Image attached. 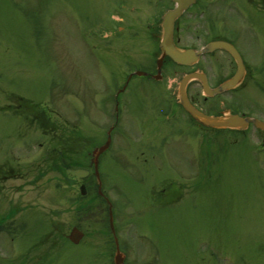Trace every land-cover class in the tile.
Returning a JSON list of instances; mask_svg holds the SVG:
<instances>
[{
	"label": "rangeland",
	"instance_id": "1",
	"mask_svg": "<svg viewBox=\"0 0 264 264\" xmlns=\"http://www.w3.org/2000/svg\"><path fill=\"white\" fill-rule=\"evenodd\" d=\"M120 1L0 0V164L23 167V178L13 177L0 186V264H115L107 211L97 199L95 184L87 197L78 191L82 182L91 181L90 143L84 137L90 129L86 103L99 108L105 97H112L119 79L117 64L104 51L108 41L103 24ZM126 1L129 7L142 2ZM156 3L147 1L145 15H139L142 28L134 47L136 56L151 50L144 23L150 11H162V3ZM244 9L245 18L235 14L228 32L249 30L254 13L246 5ZM245 92L249 110L264 119V91L257 96L252 90ZM12 94L38 101L33 113L41 110L52 116L56 109L61 116L54 119L61 125L66 118L74 119L67 121L76 122L77 138L75 125L63 129L74 138L76 146L72 142L71 147L76 153L68 143H50L39 128L29 126L34 114H28V109L21 116L9 110L5 105ZM103 112L105 106L93 112L94 118ZM234 137L238 141L224 147L211 141L203 147L190 127L183 147L189 161L183 160L181 166L192 171L188 186L193 191L188 189L179 202L171 201L167 190L156 198L164 204L152 203L148 191L127 179L108 157V177L128 189L117 196L129 210L114 211L122 228L119 240L127 253L126 264H264V144L259 141L264 133L251 127L219 139L228 142ZM197 158L203 166L200 172L190 163ZM153 167L157 183L172 173L167 160ZM70 177L78 183L75 192L66 186ZM135 203L140 210L131 209ZM11 205L17 210L5 216ZM74 224L88 232L78 244L66 238ZM36 241L44 243L28 250Z\"/></svg>",
	"mask_w": 264,
	"mask_h": 264
},
{
	"label": "flooded vegetation",
	"instance_id": "2",
	"mask_svg": "<svg viewBox=\"0 0 264 264\" xmlns=\"http://www.w3.org/2000/svg\"><path fill=\"white\" fill-rule=\"evenodd\" d=\"M147 1L150 0H142L141 4L129 7L126 0H121L116 7L118 20H106V26L110 29L114 41L107 45L106 52L120 56L117 61V91L114 98L105 97L99 108L94 109L91 103L89 106L86 103L85 109V116L90 122V129L85 135L90 143L88 160L91 166L88 177L95 178V151L109 140V147L99 155V168L103 180V196L107 201L112 196L118 210H129L119 203L117 196L118 192L128 189L124 184L108 177V157L112 158L110 163L113 166L124 170L127 179L134 181L140 190L144 188L148 191L152 203L164 204V200L156 199L160 193L166 194L168 190L169 199L179 201L188 192L187 189L192 187L188 186L192 171L181 166L183 160L189 161L187 150L184 152L183 147H186L190 127L201 138L199 145L203 147L205 142H216L220 147H224L236 140L234 137L231 141L220 142L221 135L231 137L237 130L216 129L203 125L190 116L178 97V82L184 74L194 70L203 72L210 86L216 88L236 73L235 58L227 50L216 49L202 55L192 65L178 64L168 56L158 65L161 55L162 11L175 6L172 0H157L158 4L162 3V11L152 10L147 14L145 30L152 53L144 58L136 56L134 47L136 41H139L138 34L142 28L139 15H145ZM245 5L254 13L249 30L245 32L241 28L236 35L228 32L232 29V17L238 15L245 18ZM218 39L233 43L242 55L246 72L241 84L207 96L201 82L194 80L188 85V96L207 113L251 114V102L245 90L254 91L253 96L264 91V0H192L175 22V43L182 48L200 49L208 42ZM128 48H131L130 52L125 50ZM119 51L121 54H118ZM103 106L105 112L95 119L93 112ZM90 119H93L94 123ZM32 121H44V117L36 113ZM93 126L97 129L93 130ZM56 129L59 132L58 127ZM161 160H167L172 173L157 183L152 177L151 169H154L153 164L158 165ZM190 163L192 166L196 164L197 172L202 171L203 166L199 158L191 160ZM147 184L149 187L145 188ZM72 185L75 192L76 183ZM72 203L75 204V199H72ZM131 209L140 210L141 206L135 203Z\"/></svg>",
	"mask_w": 264,
	"mask_h": 264
},
{
	"label": "water",
	"instance_id": "3",
	"mask_svg": "<svg viewBox=\"0 0 264 264\" xmlns=\"http://www.w3.org/2000/svg\"><path fill=\"white\" fill-rule=\"evenodd\" d=\"M177 3V6L174 9H171L167 12V14L164 16L163 21V36H162V42H161V48L163 51V54L170 55L175 61L180 63L188 62L189 60H196L199 57L200 52L194 51V50H183L178 48L173 40V32H174V21L175 19L182 13L184 8L187 5V0H175ZM216 47H223L227 50H229L234 57L236 58L238 62V71L237 73L228 81L223 83L219 88L212 89L207 82V79L203 74H200L198 72H192L190 74L185 75L179 85V92H180V100L184 107L199 121L206 125L214 126V127H240L245 128L248 126L250 122H254L258 127H261L264 129V122L256 119V118H250V117H243L238 114H228L225 116H213L206 114L202 111H200L198 108H196L191 101L189 100L187 93H186V87L188 82L193 78H199L202 80L204 90L208 94H214L218 90H222L224 88L232 87L237 85L244 73V63L242 60V57L240 56L237 49L231 44L226 41H214L210 43L206 48L203 49V51H209ZM111 225L113 227V219L111 216ZM82 233H80L77 229H74L71 237L73 240L78 242L80 238L82 237ZM116 263L121 264L123 263V255L121 254L119 247L116 254Z\"/></svg>",
	"mask_w": 264,
	"mask_h": 264
}]
</instances>
